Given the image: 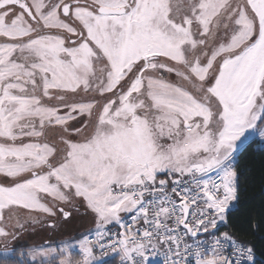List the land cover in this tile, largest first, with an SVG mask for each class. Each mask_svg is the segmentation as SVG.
Returning <instances> with one entry per match:
<instances>
[{"label": "snow or ice", "instance_id": "obj_1", "mask_svg": "<svg viewBox=\"0 0 264 264\" xmlns=\"http://www.w3.org/2000/svg\"><path fill=\"white\" fill-rule=\"evenodd\" d=\"M257 134L264 0H0V239L94 225L30 264H258L220 231H264L238 207Z\"/></svg>", "mask_w": 264, "mask_h": 264}, {"label": "trees", "instance_id": "obj_2", "mask_svg": "<svg viewBox=\"0 0 264 264\" xmlns=\"http://www.w3.org/2000/svg\"><path fill=\"white\" fill-rule=\"evenodd\" d=\"M240 173L238 183L241 191V203L238 207L243 215L240 217L243 220L249 212L253 215L264 212V145L258 141L252 144L251 147L237 156ZM233 208L230 213H235ZM258 218V217H257ZM220 231H229L235 233H243L242 238L251 240L257 248L258 264H264V256L260 255L264 251V231L250 232L246 231V225L236 224L225 227L221 225ZM106 264H117V257H110L104 260ZM12 264H30L23 263L17 258H13Z\"/></svg>", "mask_w": 264, "mask_h": 264}, {"label": "rangeland", "instance_id": "obj_3", "mask_svg": "<svg viewBox=\"0 0 264 264\" xmlns=\"http://www.w3.org/2000/svg\"><path fill=\"white\" fill-rule=\"evenodd\" d=\"M262 139L264 138L257 134L256 141L264 145L261 143ZM0 182H3L2 176H0ZM66 210L72 211V217L68 222H64L62 218L58 217L57 226L54 229H48L41 223L31 226L28 231L21 233L16 240L11 238L7 241L0 239V251H3L7 245L8 248L15 249L13 258H17L23 263H30V258L21 255L22 253H27L36 247H58L63 243H74L81 235L88 234V231L94 227L91 217L86 216L82 208L77 211L76 208L69 206Z\"/></svg>", "mask_w": 264, "mask_h": 264}, {"label": "built area", "instance_id": "obj_4", "mask_svg": "<svg viewBox=\"0 0 264 264\" xmlns=\"http://www.w3.org/2000/svg\"><path fill=\"white\" fill-rule=\"evenodd\" d=\"M124 219H125L126 222H130V217L125 216ZM220 227H221V226H220ZM110 228H111V232H112V233H115V232L118 231V228H117L116 226H114V225H113V226H110ZM205 235H206V234H205ZM204 238H205L204 236H201V237H200V239H204ZM110 257H117V258H118L117 264H120L119 256L116 255V254H110V255L104 257V259H107V258H110ZM161 260H162V257H161Z\"/></svg>", "mask_w": 264, "mask_h": 264}]
</instances>
